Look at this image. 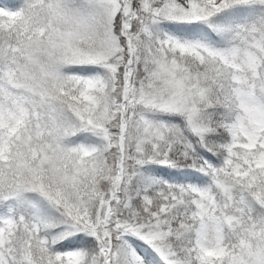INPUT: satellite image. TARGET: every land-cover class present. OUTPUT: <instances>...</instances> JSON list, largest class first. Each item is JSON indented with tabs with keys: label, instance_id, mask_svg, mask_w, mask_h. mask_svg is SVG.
Wrapping results in <instances>:
<instances>
[{
	"label": "snow or ice",
	"instance_id": "6c2138e0",
	"mask_svg": "<svg viewBox=\"0 0 264 264\" xmlns=\"http://www.w3.org/2000/svg\"><path fill=\"white\" fill-rule=\"evenodd\" d=\"M0 264H264V0H0Z\"/></svg>",
	"mask_w": 264,
	"mask_h": 264
}]
</instances>
